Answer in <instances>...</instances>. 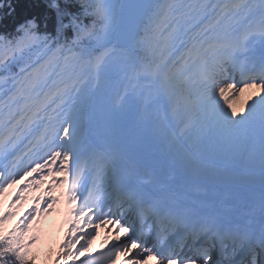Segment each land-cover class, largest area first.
<instances>
[{
  "label": "snow or ice",
  "instance_id": "obj_1",
  "mask_svg": "<svg viewBox=\"0 0 264 264\" xmlns=\"http://www.w3.org/2000/svg\"><path fill=\"white\" fill-rule=\"evenodd\" d=\"M5 129L0 195L21 136L40 159L20 178L51 182L11 231L0 213V264H29L56 187L72 225L56 264L88 253L80 224H111L122 264H264V0H0ZM257 172L258 208L232 202Z\"/></svg>",
  "mask_w": 264,
  "mask_h": 264
},
{
  "label": "bare ground",
  "instance_id": "obj_2",
  "mask_svg": "<svg viewBox=\"0 0 264 264\" xmlns=\"http://www.w3.org/2000/svg\"><path fill=\"white\" fill-rule=\"evenodd\" d=\"M1 133L6 135V134H8V130L5 129ZM0 136H2V135H0ZM17 143H18V147L16 148L15 153H16L17 149L21 148V146L23 145L22 138ZM27 151H28V148L23 149L19 152V154L20 155L24 154ZM161 151H163V149H161ZM19 157H22V156H19ZM20 167L23 170V168L26 167V163L23 162ZM4 174L7 175V172H5ZM34 178L35 179L38 178V175L34 174L32 177H23L22 179L20 178V181H21L20 185L16 183L14 185L7 186L5 188V190H4L5 195L4 194L0 195V204L5 205L6 213L8 212V209L10 207H12V205L16 204L17 199L26 198V196H29L32 193V192L27 190V182L29 180H33ZM89 182H90V180H89ZM21 189H23V191H24L23 196H21L22 192H23V191H21ZM59 189H60L59 187L55 188L57 193L59 192ZM18 193H19V198L17 196ZM33 197H35L34 199L36 201V199H37L36 196L33 195ZM56 198L58 199V197H56ZM25 205H26V202L24 203V205H22V207L17 208L15 210L16 212L11 215V219H10L11 222L16 223V224L19 222V220H16L15 217L18 214V212H21L24 209ZM76 206L77 205H72L71 207L75 208ZM68 208H69V205H67L66 203L60 202V200L58 199V203L56 205H54L50 210H46L44 212V215H45L44 217L48 219L49 217H51V215H50L51 210L53 211V217H52L53 222L56 223V225L59 227L60 230L62 229V227L65 228V231L61 235H64L66 233L67 229L72 226L69 223V220L71 219V217H69L67 214ZM1 209H4V208L1 207L0 210ZM40 215H41V212L39 213V216ZM96 223H100V221H96ZM77 228L83 229V232H80V231L77 232V238L82 236L84 234V232H92L93 237H94L91 240L88 253H86L81 258L86 257L87 255L94 253V252L96 254L108 252L109 248L111 247V245L114 242L113 237L115 234L110 232V231L114 230L113 227H111V224H107V225L102 224L100 227H94V228L85 227L84 224H80L77 226ZM61 235H58L53 240H50V243L47 245V248H46L47 260H49V262H51V263L54 261L55 250L57 248V242L60 240ZM65 239L66 238H64L63 241ZM82 243H84V240L80 239L79 243H77V246H80V244H82ZM49 250H52V253L49 254ZM65 251H67V249H65ZM118 258L130 259L131 255L129 254V256H126V258H124V257H118ZM65 262L73 263L72 260H67ZM119 264H122V261Z\"/></svg>",
  "mask_w": 264,
  "mask_h": 264
},
{
  "label": "rangeland",
  "instance_id": "obj_3",
  "mask_svg": "<svg viewBox=\"0 0 264 264\" xmlns=\"http://www.w3.org/2000/svg\"><path fill=\"white\" fill-rule=\"evenodd\" d=\"M13 228L14 227H12L11 224L8 221H5L4 228H3L4 232L11 231ZM30 236L31 237L32 236L36 237V234L35 233H33V234L31 233ZM22 239L27 240L28 237L25 236ZM49 243H50L49 239H47V238L43 239L42 238L40 240H36V242L29 249V251H37V253H38V247L37 246L40 247L39 253L36 256L35 260L33 261V262H35V264H51V262H49V260H47V251H46L47 245ZM50 253H51V250H49V254ZM62 260L64 261V259H62ZM89 260H90V257H86V258H83V259H81V257H79L78 259L72 260L73 263H71V264H82V261L85 262V264H86L87 262H89ZM60 262H61V259H60ZM53 264H56V261Z\"/></svg>",
  "mask_w": 264,
  "mask_h": 264
},
{
  "label": "trees",
  "instance_id": "obj_4",
  "mask_svg": "<svg viewBox=\"0 0 264 264\" xmlns=\"http://www.w3.org/2000/svg\"><path fill=\"white\" fill-rule=\"evenodd\" d=\"M14 3H20L21 0H13ZM30 264V263H29Z\"/></svg>",
  "mask_w": 264,
  "mask_h": 264
}]
</instances>
